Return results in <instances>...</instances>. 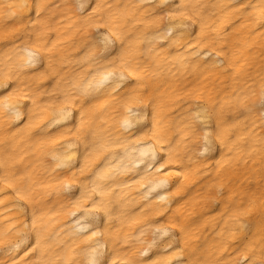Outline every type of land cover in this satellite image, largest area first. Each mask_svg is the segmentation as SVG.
I'll use <instances>...</instances> for the list:
<instances>
[{
  "label": "clouds",
  "instance_id": "9594fccd",
  "mask_svg": "<svg viewBox=\"0 0 264 264\" xmlns=\"http://www.w3.org/2000/svg\"><path fill=\"white\" fill-rule=\"evenodd\" d=\"M0 264H264V0H0Z\"/></svg>",
  "mask_w": 264,
  "mask_h": 264
}]
</instances>
